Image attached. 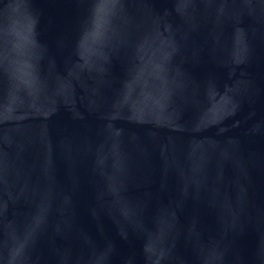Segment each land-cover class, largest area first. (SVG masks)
I'll list each match as a JSON object with an SVG mask.
<instances>
[{
	"label": "water",
	"instance_id": "obj_1",
	"mask_svg": "<svg viewBox=\"0 0 264 264\" xmlns=\"http://www.w3.org/2000/svg\"><path fill=\"white\" fill-rule=\"evenodd\" d=\"M0 264H264V0H0Z\"/></svg>",
	"mask_w": 264,
	"mask_h": 264
}]
</instances>
